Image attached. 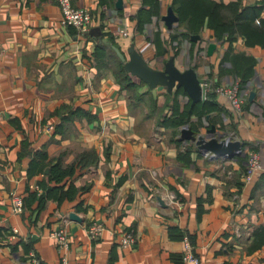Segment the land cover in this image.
Here are the masks:
<instances>
[{"label": "crops", "instance_id": "obj_1", "mask_svg": "<svg viewBox=\"0 0 264 264\" xmlns=\"http://www.w3.org/2000/svg\"><path fill=\"white\" fill-rule=\"evenodd\" d=\"M123 1L120 9L117 0H72L93 16L79 34L62 26L57 0H0V264H30L32 251L45 264H61L62 255L67 264H180L185 236L199 264H264V48L243 37L217 41L207 26L173 38L184 30L173 0ZM170 6L179 17L171 28L163 19ZM100 44L122 62L114 47L127 58L133 47L161 69L171 56L181 70L195 67L205 87L199 102L214 108L166 123L196 104L184 88L151 89L131 75L140 83L132 95L112 63L97 59ZM246 55L256 62L242 83L234 68ZM234 84L241 111L216 92ZM185 127L241 147L204 149L182 137ZM251 149L262 168L247 181ZM58 164L70 170L59 185L75 194L46 195ZM14 192L26 200L23 213L11 210ZM93 223L105 228L100 239L90 237ZM58 229L68 231L65 252L53 236ZM130 230L136 243L122 246Z\"/></svg>", "mask_w": 264, "mask_h": 264}, {"label": "trees", "instance_id": "obj_2", "mask_svg": "<svg viewBox=\"0 0 264 264\" xmlns=\"http://www.w3.org/2000/svg\"><path fill=\"white\" fill-rule=\"evenodd\" d=\"M173 7L180 17L179 23L184 25V30L180 31V34H173V38L181 37L184 40L192 33H201L207 26L214 31V37L217 41L223 43L228 41L231 43L243 37L246 45L264 48V0H258V2L250 4L244 3L243 0H231L229 2L217 0H173ZM145 13V10H141L140 17L145 16ZM96 51L97 59L100 61L101 59L109 60L114 67L113 69H115L118 81L134 95L140 83H135L132 80L130 72L124 68V62L120 60L115 52L107 51V47L104 44H100ZM230 53L231 50L227 51L226 57H229ZM242 62V65L239 63L242 68L240 66L235 67L234 71L237 72L241 77V82L244 83L253 73L256 61L252 56L246 55L242 57ZM199 103L189 106L184 112L175 110L171 117H165L164 120L166 123L169 122L171 125L179 126L186 123L193 112L202 115L214 108L213 101L209 99ZM69 173V168L65 169L60 164L52 166L49 173L50 180H56L57 184L51 187L43 185L48 189L46 195H61L58 197L63 198L62 195L75 194L73 187L65 191V185H59ZM44 196L42 195V198ZM24 201L26 204L25 198ZM2 229L0 227V230ZM182 256L181 254L180 264L183 263Z\"/></svg>", "mask_w": 264, "mask_h": 264}, {"label": "water", "instance_id": "obj_3", "mask_svg": "<svg viewBox=\"0 0 264 264\" xmlns=\"http://www.w3.org/2000/svg\"><path fill=\"white\" fill-rule=\"evenodd\" d=\"M123 0H117L116 7H123ZM166 25L171 28L173 23L179 20L177 14L174 13L172 6L167 11V15L163 17ZM201 35H193L192 39L199 40ZM115 51L120 55L121 59L124 62V68L130 72L132 76L139 77L143 82L147 83L151 89L162 85L166 87L169 93H172L174 88H184V90L191 97L193 103H198L203 99L204 86L198 77L195 67L189 66L185 70H181L175 64L174 56H171L168 61L164 64V68L153 67L148 60L145 59L143 54L133 47L129 49L130 56L129 58L120 51L119 48L114 47ZM208 54L212 55L216 48V43H209ZM254 92H251V97H254ZM214 132V131H211ZM182 137L188 140H194L197 144L201 145L200 147L204 149H211L214 152L218 153H227L231 152L232 149H239L241 143L238 142H229V140H220L218 137L211 136L209 140L203 135H196L195 132L190 128L182 129ZM162 201V198L160 197ZM72 218L79 219L75 214H71Z\"/></svg>", "mask_w": 264, "mask_h": 264}, {"label": "built area", "instance_id": "obj_4", "mask_svg": "<svg viewBox=\"0 0 264 264\" xmlns=\"http://www.w3.org/2000/svg\"><path fill=\"white\" fill-rule=\"evenodd\" d=\"M61 9V24L63 27L72 26L74 27L79 34H86L90 30L93 23V16L91 11L86 8L74 7L72 0H57ZM1 45V43H0ZM204 86V85H203ZM205 88V87H204ZM238 85H229V86H218L216 92L221 95H226L232 101L233 106L237 111H241L243 107L244 100L242 99L239 93ZM204 94V92H203ZM52 128L53 125H50L49 128ZM262 165L260 161V156L255 150H250L248 152V165L246 168L245 178L247 181H250L253 176L261 170ZM12 212L14 214L23 213L25 209L24 197L18 193L12 194ZM167 197L171 202H175L176 195L173 193H167ZM105 231V228L100 223H93L89 226V234L93 239H100ZM15 233L17 231L15 230ZM53 236L57 238L58 247H60L61 252L67 251L69 246V235L66 229H58L53 231ZM136 243V235L133 230L127 231L121 240V245L123 246H132ZM184 248L182 253V264H199V257L195 253V247L191 243L188 236L184 237L183 240ZM30 264H45L37 255L36 252L32 251L30 253ZM67 264V258L65 255H62V263Z\"/></svg>", "mask_w": 264, "mask_h": 264}]
</instances>
